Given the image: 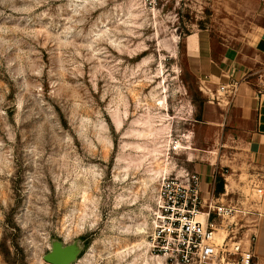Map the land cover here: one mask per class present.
<instances>
[{
	"label": "rangeland",
	"instance_id": "374dc122",
	"mask_svg": "<svg viewBox=\"0 0 264 264\" xmlns=\"http://www.w3.org/2000/svg\"><path fill=\"white\" fill-rule=\"evenodd\" d=\"M262 26L264 0H0V264H50L56 244L78 248L71 264H160V179L227 174L218 153L235 150L184 41L208 30L231 78L259 90ZM217 222L250 246L245 215Z\"/></svg>",
	"mask_w": 264,
	"mask_h": 264
},
{
	"label": "crops",
	"instance_id": "0c3cea01",
	"mask_svg": "<svg viewBox=\"0 0 264 264\" xmlns=\"http://www.w3.org/2000/svg\"><path fill=\"white\" fill-rule=\"evenodd\" d=\"M260 29L252 59L264 71V26ZM184 44L191 68L203 80V92L220 101L218 105L226 114L224 128L231 124L227 134L230 140L222 147L235 149L230 152V157L218 153L217 169L227 168V174L213 171L202 181L203 195L207 201L212 196L213 203H220L218 206L227 207L221 203L226 201L235 214L247 217L248 232L253 233L246 243L251 246L253 264H264V90L261 89L264 80H258L259 90L246 79L238 80V92L223 95L219 89L231 76L224 69V63L213 56L210 32L200 30L188 36ZM216 173L222 174L225 180V191L221 194H216L215 190L213 193L212 180Z\"/></svg>",
	"mask_w": 264,
	"mask_h": 264
},
{
	"label": "built area",
	"instance_id": "2783aa9c",
	"mask_svg": "<svg viewBox=\"0 0 264 264\" xmlns=\"http://www.w3.org/2000/svg\"><path fill=\"white\" fill-rule=\"evenodd\" d=\"M161 1L152 0L155 5ZM262 78L263 75L259 77ZM239 86L237 79L230 78L219 92L235 95ZM234 214V209L205 199L198 174L184 172L180 176H164L158 184L152 213L151 252L165 258L168 264H215L222 250L238 255V264H253L251 246L244 249L234 237L228 242L218 237L217 221Z\"/></svg>",
	"mask_w": 264,
	"mask_h": 264
},
{
	"label": "water",
	"instance_id": "95a60500",
	"mask_svg": "<svg viewBox=\"0 0 264 264\" xmlns=\"http://www.w3.org/2000/svg\"><path fill=\"white\" fill-rule=\"evenodd\" d=\"M78 248L76 246H62L56 244L51 253L45 256V260L50 264H71L77 259Z\"/></svg>",
	"mask_w": 264,
	"mask_h": 264
},
{
	"label": "trees",
	"instance_id": "16d2710c",
	"mask_svg": "<svg viewBox=\"0 0 264 264\" xmlns=\"http://www.w3.org/2000/svg\"><path fill=\"white\" fill-rule=\"evenodd\" d=\"M216 177H217V180H220L221 181V185H220V187H219V189H216L215 190V193L216 194H221V193H224V186H225V180H224V178L222 177V174H220V173H218L217 175H216Z\"/></svg>",
	"mask_w": 264,
	"mask_h": 264
},
{
	"label": "bare ground",
	"instance_id": "6f19581e",
	"mask_svg": "<svg viewBox=\"0 0 264 264\" xmlns=\"http://www.w3.org/2000/svg\"><path fill=\"white\" fill-rule=\"evenodd\" d=\"M156 201H157V197H156ZM153 211H154V210H153ZM160 258H161V257H156L157 261L161 264V262L163 261V260L161 261V259H163V258H161V259H160ZM164 260H165V259H164Z\"/></svg>",
	"mask_w": 264,
	"mask_h": 264
}]
</instances>
